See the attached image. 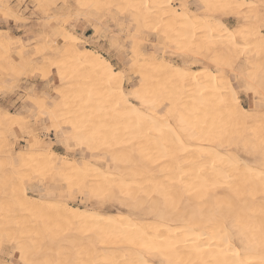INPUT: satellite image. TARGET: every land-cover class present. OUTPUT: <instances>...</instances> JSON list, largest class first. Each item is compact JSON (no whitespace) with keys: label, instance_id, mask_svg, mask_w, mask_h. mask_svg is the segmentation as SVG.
<instances>
[{"label":"bare ground","instance_id":"1","mask_svg":"<svg viewBox=\"0 0 264 264\" xmlns=\"http://www.w3.org/2000/svg\"><path fill=\"white\" fill-rule=\"evenodd\" d=\"M189 1H104L103 10L116 6L129 17L119 25L134 48L126 75L80 48L81 40L62 27L57 38L44 40L53 50L32 70L49 67L61 87L70 85V75L85 88L73 96L72 87L54 89L61 100L46 108L48 121L67 148L74 140L87 157L59 155L31 129L28 153L16 154L5 134L25 129L24 121L0 108V164L8 162L16 177L10 187L2 180L7 191L0 183V250L13 245L22 264H264V0H194L199 10ZM145 33L157 36L158 57L142 51ZM119 36L112 40L117 46ZM11 41L0 34V50L9 56ZM177 52L183 64L169 58ZM238 89L251 96V107L242 106ZM70 98L79 117L103 108L91 111L102 127L61 129ZM108 122L113 127L106 131ZM29 179L43 188L37 197L20 187ZM51 197L54 207L45 202ZM83 198L84 207L72 205ZM106 207L117 211L105 213Z\"/></svg>","mask_w":264,"mask_h":264},{"label":"rangeland","instance_id":"2","mask_svg":"<svg viewBox=\"0 0 264 264\" xmlns=\"http://www.w3.org/2000/svg\"><path fill=\"white\" fill-rule=\"evenodd\" d=\"M65 1H66L65 2L66 6H64V4H63L64 0H0V31H1L0 34L3 31H6V32H8L9 36L12 39H14V41L10 42L11 43L10 49L12 50L10 52V54H11L10 56L8 54H5L3 50H0V108H1L2 112H4V113H8V114L14 115L15 117L22 119L24 121L23 123L25 124V127H26L25 129H21V130H18L19 128L18 129L15 128V130H14L15 133L11 132L9 134H5L7 143L8 144L10 143L11 145L13 143L12 146L15 147L14 149H15L16 154H21V152H22V155H24V152L27 151L26 149H28V148L26 147V145L28 144V139L30 137V135L27 133H28V131H30L29 129H31V131H33L34 135L42 143H46L49 145L51 144V147L54 146L52 148L55 152L62 154V155H66V156H68L70 158H74V159H78L80 157V153H81L82 149L78 150L76 145L74 148V144H75L74 140L71 143L68 142L69 148H67L65 146V141L63 139L64 137L62 136L63 137L62 138V137H58L57 135H54L53 132L55 129L54 130L51 129L53 127L52 125H54V124L50 123L48 121V112L46 109V108H49L48 104H49L50 100L56 101L58 103L60 102L61 98L59 96H57V92H55L56 89L59 90L58 87L61 88V90H59V91H64V89L67 87L69 90L66 89V92L71 91L73 88V90H75L74 91L75 93L72 92L73 90L71 91V94L69 92V95L73 96L78 92V90H80V88H79V87H81L80 86L81 84L79 82L80 80L78 78H75L74 80L71 81V78H74V77L72 75H71L72 77H70V75H68V77L70 79L67 77L66 81L67 82L69 81L68 83H70V85L66 86V85H64L65 84V82H64L63 86L61 87V85H58L56 75L54 73L53 74L50 73L49 75H47L48 74V68H49V67H47V63H45L43 66L44 68L47 67V70L44 68H43L44 70H41V71H44L43 74L41 72L37 73V72L32 70V68L34 67V63H39L41 58L46 56L47 49L51 50V51L53 50V46H51L50 44H47L45 41H47L48 38L49 39L57 38V36H59V34H57L58 32L56 30H58L59 33L62 32L60 27H62L63 30L65 29L66 32H69V34L73 35L74 37L81 39L84 42V44H86L90 49L95 51V53L97 52V54L98 53H99V55L101 54L104 58H106L111 63L112 67L114 66L113 67L114 70L121 71L125 75L129 72L128 71V68H129L128 64L130 61L129 57H130L131 51H133L134 48L131 46L132 44H130V43H132L131 41H130V43H128V40L124 39L125 33L128 32V29H124L123 30L124 34H123L111 22V19H112L111 17L115 16L118 13L119 8L115 6V7H111L109 10H107V9L103 10V6L105 7L104 1H107V0H104V1L99 0V3H101L100 1H102L101 4H98V2H96V0H95L94 4L97 3L98 5L96 4V6L95 5L93 6L94 8L92 7L94 10L90 9L91 6L93 5V2H92L93 0H89V1H87V0H81L80 1L79 0V2L82 3V5L84 3L83 1L88 3V4L84 3L85 4L84 7L86 9H83L84 7H80L82 5H79V3L75 0H65ZM141 1H143V0H141ZM75 3H78V4H75ZM107 4H109V2ZM107 4H106V6H107ZM77 5H79V8ZM87 5L90 6L89 7L90 10L88 9V7H86ZM99 5L102 7H100ZM2 6H4V7H2ZM98 6L100 8H98ZM176 6H178V4H176ZM95 7H97V8H95ZM56 10H57V14H55ZM58 10H60V11L62 10V11L60 12ZM84 10H86V11L82 12ZM81 13H83V14H81ZM13 15H15L14 17L16 19L13 18ZM118 15L119 14H117L116 16H118ZM54 16H56V17H54ZM59 16H60V19H58ZM61 16H62V18H61ZM122 17H123V15H120V16H118V19L122 20ZM98 19H100V20L98 21ZM62 20H64V21H62ZM47 23H48V25H47ZM232 24H234V22H231L229 24V27H232L233 26ZM64 25H66V26H64ZM58 28H60V29H58ZM94 28H95V30H94ZM51 29L52 30L55 29V30L52 31ZM96 29H98V30H96ZM60 30H61V32H60ZM133 31H134V28H130L131 35H133ZM116 32H117V34H120V36L118 38H120L119 39V41L121 42L120 45L122 47L124 46L123 48H121V46H117L116 43H113V41H112L113 37L116 35ZM3 33H5V32H3ZM50 33H52L53 35L51 34L52 36H50ZM145 34H147V33H145ZM46 36H47V38H46ZM38 37H40L41 39L43 38L42 40L46 44L43 42H40L42 40ZM147 40H149V42L144 43V45L142 44L143 46H141V49L143 47H145L142 49V51H146V53H149V54L155 53L154 55H157V57H158L160 55V50H159V43H157V41L155 42L156 36L151 35L149 37V39L147 38ZM42 43H43V45H42ZM21 45L23 48L20 47ZM78 46L80 47L82 45L79 44ZM156 46H157L158 53H156ZM43 47L45 50L43 49ZM40 48H41V50H40ZM17 49L20 52V55L25 60H20V58L17 55L19 53L17 51ZM38 50H40V51H38ZM42 50H43V52H42ZM129 50H131V51H129ZM35 51L38 55L35 53ZM178 53L179 52H177L176 57L174 56V57H169V58L175 64H183L182 62H185L186 60L185 59L181 60L180 57H178ZM32 55H34V56H32ZM39 55H41V56H39ZM189 58H186V59H189ZM192 61H193V59L190 58L187 61V65L192 64ZM28 62H29V64H28ZM195 68H198V67H194V69ZM29 69L33 71V72L31 71L33 74L30 73ZM64 70H67V69L65 68ZM40 76L41 77L47 76V77H44L45 78V80H44V79H42L43 77L41 78ZM88 76L89 75H87L84 78H87ZM84 78H83V80L86 81L87 79H84ZM90 79H91V77L85 83L86 89H90V87L89 88L87 87L90 85V82H91V81L89 82ZM67 82H66V84H68ZM73 82L80 84V85H78L79 89L76 86L77 84L75 85ZM51 85H52V87H51ZM64 86H65V88H64ZM83 87H84V85L81 88L85 89ZM125 88H127V87L125 86ZM48 89H49V91H48ZM238 90L240 91V92L238 91L239 96L241 94H243L240 96L241 98L239 97V100L241 101L242 106H244L245 108L251 107L253 105L252 100H251V96L242 92L241 89H238ZM66 92H65V96L69 97V95H67L68 93H66ZM33 95H35V96H33ZM93 95H91V96H93ZM97 95L98 94H96L95 96H97ZM100 96L102 97L104 95L99 94L98 97H100ZM94 98H96V97H94ZM35 99H37L38 102H40V103H38L37 100H35ZM42 99L44 102L42 101ZM58 99H60V100L57 101ZM37 103L39 105H42V106L39 107V105ZM73 105H74V100H72L70 98L69 103L67 105L68 107L65 110V113L68 112V114H66V117H68L67 115H69V117L66 118L67 124H65V125L61 124V126H60L61 129L71 130V129H73V126L74 127L76 126L75 129L77 130V127L79 126V124H82V125H80V127H78V131H81L83 124H85V125L88 124L89 127L91 126L92 128L95 127L97 129V124L100 125V122H98V119L96 117H95L96 119H94L92 117V115L96 116V113L93 114L91 112L92 109H94V108L93 107H92V109L90 108L91 109V110L89 109L90 112L85 111L87 113H85V112L82 113L83 115L81 114V116H80L81 118H80L79 115L75 113L76 111H74V110L72 111ZM98 105H100V104L98 103ZM246 105H247V107H246ZM37 107H39V108H37ZM97 107H98V109H97ZM100 108L101 107L96 106L95 109L97 110V113H99V111L100 112L103 111V108H102V110H99ZM57 114L59 115V113H57ZM90 114H91V116H89ZM62 115H63V117L65 116L64 111H63ZM74 116L76 118H73ZM84 118H87V119H89V121L90 120L91 121L89 123L88 122L83 123L85 121ZM73 119L75 120L74 121L75 123L72 122ZM87 119H86V121H87ZM34 120H36V121H34ZM94 120L96 122H94ZM78 121H80L82 123H80ZM27 122H28V124H26ZM76 122L78 123V125L76 124ZM69 123H70V125H69ZM72 123L76 124V125H73ZM111 123L112 122H108V124L106 123L107 124L106 126H108V128L103 126L106 129L105 128H102V129H105L107 131V129H109V127H110L109 124H111ZM112 125H114V124H112ZM100 126H98V128ZM41 127H42V129H41ZM86 127H87V125H86ZM86 127L83 128L82 130H88V129L93 130L91 127L90 128L89 127L86 128ZM111 127H113V126H111ZM111 127H110V129H111ZM54 128H55V126H54ZM43 130H44V132H43ZM45 131H47V132H45ZM49 131H51V134ZM103 132H105V131H103ZM103 132L101 133L102 135L104 134ZM46 134H47V136H46ZM24 135H25V137H23ZM73 142H74V144H73ZM18 148H20V149H18ZM27 153H28V151H27ZM124 155H126L125 151H124ZM105 157H106V159L109 160V158L107 156H105ZM124 158H125V156H124ZM3 163L5 164V162H3ZM3 163L0 164L3 166V167L1 166L2 169L0 167V170H1L0 171V181L5 180L4 182L8 185V187H10L11 185H9V182L11 181L14 184L13 179L16 177H14L12 175L11 170L9 169L10 165L8 164V162H6L5 165H3ZM41 172L42 173L41 174L39 173V174L42 176L44 174L43 173L44 171H41ZM45 175H47V176H45ZM45 175L44 176H45L47 181L52 178L49 175V173H46ZM8 177L9 178L12 177V178L9 179ZM6 178L8 179V181ZM3 181L0 183L3 185H6ZM29 181H30V179L26 180L23 184L21 183L20 187H24V189L28 195H30L32 197H35V196L37 197L38 194L43 190V188L41 187L40 184L30 186ZM7 185L5 186L6 191L8 190ZM53 199H54V197H51L48 199L49 201L46 200L45 202L47 204L50 203V206H51L52 203H54V202L57 203V201H56L57 199L56 198L54 200ZM46 203H45V205H47ZM86 203H87V200L85 198H83L82 200L76 199L75 201L72 202V205L74 207L80 208V207H84L86 205ZM51 207H54V206H51ZM2 208H3V206L0 207V213L2 212ZM47 210L49 211V209H47ZM116 211L117 210L114 207H111V208L106 207L104 212L108 213V214H114ZM2 215H3V212H2ZM12 246L13 245H10L7 243L3 244V247H2L3 249L0 250V254H1L0 264H2V263L3 264H22L20 262V260H18V258H17V257H19V255L16 253L14 247H12ZM5 247L6 248L9 247L11 251L9 250V248L6 249ZM7 250L9 252H7ZM9 253H11V254H9Z\"/></svg>","mask_w":264,"mask_h":264},{"label":"crops","instance_id":"3","mask_svg":"<svg viewBox=\"0 0 264 264\" xmlns=\"http://www.w3.org/2000/svg\"><path fill=\"white\" fill-rule=\"evenodd\" d=\"M189 7H190V9L191 10H199L201 7H200V5L196 2V1H194V0H190L189 2ZM118 16H120V15H118ZM118 16L116 17V19L112 22L114 25H116V27L119 29V25L121 24V23H127L128 22V19H129V17L128 16H126V15H124L123 17H122V20H120V19H118ZM120 21V22H119ZM3 32H5V33H8V32H6V31H3ZM151 35H154V34H151V33H147V34H145V38L147 39H149V37L151 36ZM156 36V35H155ZM79 39V38H78ZM157 36H156V40H155V42L157 41ZM16 40V39H15ZM81 40V39H80ZM12 41H14V39H12ZM148 42H149V40H147ZM81 45L82 46H80V48H88V49H90L86 44H84V42L81 40ZM124 47V46H123ZM90 50H92V49H90ZM159 50H160V53L162 52L161 50H162V48L161 47H159ZM93 51V50H92ZM93 52H95V51H93ZM97 53V52H96ZM156 53H158V50H157V46H156ZM99 54V53H98ZM101 55V54H100ZM102 56V55H101ZM103 57V56H102ZM106 59V58H105ZM107 60V59H106ZM108 61V60H107ZM109 62V61H108ZM110 63V62H109ZM111 64V63H110ZM114 67V66H113ZM51 103H52V100H50L49 101V104H48V106H50L51 105ZM65 131V130H64ZM61 133H62V131H61ZM60 136V134H58V137ZM59 154V153H58ZM59 155H62V154H59ZM84 155V156H83ZM80 157L81 158H85V157H87V155L84 153V152H81L80 153ZM79 157V158H80Z\"/></svg>","mask_w":264,"mask_h":264},{"label":"snow or ice","instance_id":"4","mask_svg":"<svg viewBox=\"0 0 264 264\" xmlns=\"http://www.w3.org/2000/svg\"><path fill=\"white\" fill-rule=\"evenodd\" d=\"M261 38L264 39V27H262V30H261Z\"/></svg>","mask_w":264,"mask_h":264}]
</instances>
